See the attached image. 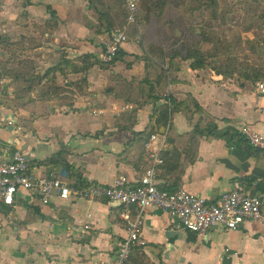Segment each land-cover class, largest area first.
<instances>
[{
	"label": "crops",
	"instance_id": "crops-1",
	"mask_svg": "<svg viewBox=\"0 0 264 264\" xmlns=\"http://www.w3.org/2000/svg\"><path fill=\"white\" fill-rule=\"evenodd\" d=\"M96 2L0 0V164L11 162L19 151L37 178L54 174L78 189L109 186L124 175L135 186L150 167L147 143L159 135L165 140L161 153L174 158L157 176L160 189L182 188L209 203L239 189L261 198L264 213V159L257 160L227 136L229 129L241 134L244 127L264 136V94L252 82L220 77L209 69L193 71L186 63L169 82L167 94L180 103L191 95L205 111L204 129L212 124L218 138L203 137L164 151L170 132L182 138L200 120L170 111L162 124L157 113L164 102L138 110L133 129L119 128L120 116L136 109L110 95L114 78L144 84L147 51L129 39L111 69L103 66L107 35L100 32ZM63 54L81 71L86 56L99 64L87 74H54ZM19 60L36 66L33 74L22 71V84L35 78V89L22 95L20 103L16 80L9 75ZM4 65H9L7 77ZM125 106L128 110L121 112ZM124 210L105 200L78 198L44 206L36 194L19 190L13 207L0 205V264H115L127 235V223L120 218ZM143 238L150 264H264V227L255 222H245L237 231L217 227L196 236L177 218L152 210Z\"/></svg>",
	"mask_w": 264,
	"mask_h": 264
},
{
	"label": "trees",
	"instance_id": "trees-1",
	"mask_svg": "<svg viewBox=\"0 0 264 264\" xmlns=\"http://www.w3.org/2000/svg\"><path fill=\"white\" fill-rule=\"evenodd\" d=\"M95 7L100 17V32L103 34L110 36L112 31L126 24L125 0H97ZM139 11L137 26L129 28L128 36L147 51V55L143 57L147 77L144 84L129 82L122 77L114 78L115 88L110 95L136 109L120 116L117 126L124 130L133 129L138 110L152 103L164 102V106L160 107L157 113V119L162 124H166L170 111L183 113L189 118L195 115L200 117L192 133L178 138L175 132H170L164 151L166 148L178 150V144L197 142L203 137L218 138V132L212 124L209 129H204L207 126L205 111L191 95L185 103H180L172 97L169 98L167 88L171 80L178 78L186 63H191L193 71L210 69L220 77H237L253 84L264 82V58L262 61H258L260 58L250 61L237 56L242 48L248 49L250 56L264 57V0H139ZM186 16L192 20L190 28L184 24ZM243 34L253 36L248 38L243 37ZM121 54L122 50L119 57ZM83 61L87 62V65L81 71L63 54L60 66L52 72H59L62 76L68 74L67 70L71 72L70 75L87 74L99 64L91 56H86ZM101 63L107 69L112 67V64L105 65L102 60ZM14 64L16 66L10 69L9 75L16 80L15 95L20 103L22 95L29 96L35 89V78L29 81L28 90V85L22 84V71L33 74L36 66L20 60ZM8 66L4 65L1 69L4 77L8 75L4 71ZM50 81L56 85V80ZM76 87L80 89L83 86ZM227 136L236 138L239 146L245 148L257 160L264 159V151L252 147L234 129H229ZM224 137L226 135H223ZM172 156L167 152L161 153L162 160L165 159L166 162L156 169L157 176L164 172L166 165L174 162ZM194 160L195 158L189 164ZM161 191L167 192L164 189ZM143 250L134 252L126 264H150Z\"/></svg>",
	"mask_w": 264,
	"mask_h": 264
},
{
	"label": "built area",
	"instance_id": "built-area-1",
	"mask_svg": "<svg viewBox=\"0 0 264 264\" xmlns=\"http://www.w3.org/2000/svg\"><path fill=\"white\" fill-rule=\"evenodd\" d=\"M125 3L126 24L112 31L104 42L101 60L105 65L113 64L119 57L120 51L129 41V28L137 24L139 0H125ZM255 85L258 92L264 94V82ZM127 110L126 106L120 109L121 112ZM8 125L14 124L8 122ZM241 134L252 147L264 151L263 135L248 127L242 128ZM164 143L165 140H161L159 135L150 137L147 143L150 167L135 186L124 175L116 177L109 186L93 185L78 189L54 174L45 179L37 178L30 172L26 157L16 151L11 162L0 164V205L3 208L13 207L18 191L26 190L36 194L44 206L50 205L55 199L66 201L78 198L87 201L105 200L125 208L120 218L127 223V235L115 264H126L134 252L146 248L143 232L146 216L152 210L177 218L184 230L196 236L205 235L217 227L226 231H237L248 221L264 227L262 199L239 189L226 192L210 203L182 188L173 193L161 191L157 184L156 169L164 164L161 158ZM85 230H89V226Z\"/></svg>",
	"mask_w": 264,
	"mask_h": 264
},
{
	"label": "rangeland",
	"instance_id": "rangeland-1",
	"mask_svg": "<svg viewBox=\"0 0 264 264\" xmlns=\"http://www.w3.org/2000/svg\"><path fill=\"white\" fill-rule=\"evenodd\" d=\"M184 24L185 26H187L188 28H190V25L192 24V20L190 17L186 16L185 17V20H184ZM137 26V24L135 26H133L134 28ZM252 34H243V37H248V38H252ZM192 38V37H191ZM130 39V37H129ZM248 49H240L237 56L241 57L242 59H248L250 61H253L255 60L256 58H260L258 61H262L264 57H253V56H250L247 52ZM210 70V69H209Z\"/></svg>",
	"mask_w": 264,
	"mask_h": 264
}]
</instances>
